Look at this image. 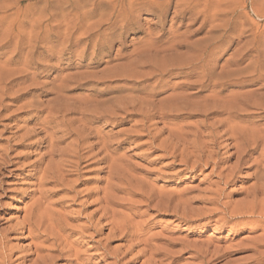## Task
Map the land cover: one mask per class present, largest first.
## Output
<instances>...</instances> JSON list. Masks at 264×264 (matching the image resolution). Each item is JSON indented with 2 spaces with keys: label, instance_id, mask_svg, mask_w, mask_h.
<instances>
[{
  "label": "rangeland",
  "instance_id": "374dc122",
  "mask_svg": "<svg viewBox=\"0 0 264 264\" xmlns=\"http://www.w3.org/2000/svg\"><path fill=\"white\" fill-rule=\"evenodd\" d=\"M167 1L0 0V264H31L29 260L34 257L29 254L34 240L22 224L39 207L42 211L48 208L56 228L62 226L65 230L64 243L76 245L73 251L56 258L54 264H142L145 260L142 257L134 261L139 249L135 248L119 255V263L115 262L116 252H123L128 243L113 236L109 215L101 201L109 183L108 180L106 183L107 171L101 169L104 164L97 162L102 155L90 159L89 165L82 168L78 176L66 177L61 184L43 180L42 170L47 162L43 159L48 149L43 143L44 134H37L35 119L39 115L41 120L46 113L40 115L39 110L59 101L78 105L87 97L97 102L118 97L122 98L128 112L135 113L137 99H145L147 94L154 93V100L159 101L169 95L170 91L161 92L159 87L163 83H159L156 76L137 79L140 73L150 71L149 68L137 69L138 51L146 42L153 40L160 45L180 34L187 43H195L205 38L212 25L221 22L201 28L202 18L198 19L195 13L198 9L188 11L180 6L179 0ZM226 1H231L238 11L236 14L245 13L263 28L264 17L254 18L251 5L264 9V0ZM87 41H90L89 47L85 46ZM245 41L222 46L215 57L217 73L232 69L222 67L233 59V53L240 50ZM261 46L264 50V39ZM185 51L181 47L176 54L182 55ZM247 64L246 60L241 67ZM116 71L126 78H120L119 82L108 80ZM174 73L170 85L176 87L182 79L176 75L178 71ZM191 80L196 81L197 77ZM63 82L67 84L63 93L66 100L53 102ZM230 90L238 91V88ZM73 117L67 116V119ZM140 119L129 116L117 127L107 118L98 119L93 135L110 138L121 131L136 135L123 142L118 150V154L125 155L135 176L145 180L159 194H181L189 201V208H220L201 201L213 179L211 167L181 172V166L173 164L161 149H149L148 137L137 138V121ZM195 120L190 118L185 122L190 124ZM164 123L166 119L147 121L152 135L158 137L155 145L166 137V133L159 134ZM109 140L114 141L113 138ZM253 172L254 168H249L237 174L235 182L225 191L222 203L231 202L233 207L241 200L246 189L254 183ZM163 194L160 195L165 197ZM117 197L128 198L123 194ZM131 199L137 208L132 211L136 214L134 222L145 229L149 227V234L158 235L156 245L169 244L162 247L170 253H181L172 255L177 259L174 264L196 261L190 258L194 252L185 249L187 243L209 241L215 247L229 248L262 233L235 220L225 224L216 222L224 217L218 212L183 222L171 211L153 208L157 199L149 207L139 197ZM50 244L51 241L45 247ZM250 255V252L236 253L229 259L241 260Z\"/></svg>",
  "mask_w": 264,
  "mask_h": 264
},
{
  "label": "bare ground",
  "instance_id": "6f19581e",
  "mask_svg": "<svg viewBox=\"0 0 264 264\" xmlns=\"http://www.w3.org/2000/svg\"><path fill=\"white\" fill-rule=\"evenodd\" d=\"M179 1L185 10L198 9L195 13L198 19L202 18L201 28L216 21L221 23L212 25L205 38L195 43H187L185 38L181 39L183 35L180 34L160 45L153 40L146 42L138 51L137 69L149 68L150 71L140 73L137 79L147 75L156 76L157 81L163 83L159 87L161 92L170 91V94L155 101L156 94L149 93L147 99H137V110L132 113L127 111L122 98L118 97L103 102L87 97L78 105L62 103L59 100H66L63 93L67 84L61 83L53 100L59 102L44 109L39 107L40 115L46 113L41 120L39 115L35 119L37 134H44L43 143L48 149L43 159H47V162L42 170V177L44 181L61 184L66 177L78 176L79 171L89 165L90 159L102 155L97 162L104 164L101 169L107 171L106 183L107 180L109 183L107 189L104 188V193L102 192L101 201L109 215L113 236L128 243L123 252H116L114 255L116 263H119V255L135 248L139 249L134 255V261L144 257L142 264H174L177 259L172 255L181 254L170 253L162 247L165 244L156 245L155 237L158 235L149 234V227L145 229L143 225L139 226L134 222L136 214L132 211L137 208L131 197H139L147 207L157 199L153 208L158 211H171L183 222L218 212L224 217L216 222L225 224L235 220L238 224L262 231L257 237L229 248L215 247L209 241L187 243L185 249L194 252L195 255L190 258L196 260L188 264H238L239 261L240 264H264V50L261 46L264 26L261 28L245 13L236 14L238 11L230 4L231 1ZM251 6L254 18L264 17V9ZM243 39L246 41L241 49L235 51L233 59L222 67L232 69L217 73L215 57L222 46L234 42L238 44ZM85 46L89 47L90 41ZM181 47L186 51L182 55L176 54ZM246 60L248 64L241 67ZM198 69L200 71L196 72ZM176 71L182 81L175 87L170 85V79ZM121 74L116 71L108 80L119 82L120 78L125 77ZM195 77L197 80L192 81ZM235 87L238 91L230 90ZM247 87L251 89H245ZM71 115L75 117L67 119ZM129 116L141 118L137 121V138L148 137L149 149H161L163 155L171 159L173 164L181 166V172L211 167L213 179L201 201L220 208H189V201L183 199L181 194L168 196L160 192L165 195L161 196L145 180L135 176L132 166L125 160V155L118 154V150L123 142L135 138L136 135L115 132L110 137L114 140L112 142L107 135H93L98 119L107 118L110 124L117 127ZM153 118L161 121L166 119L159 133H166V137L158 145H155L158 137L156 134V137L152 135L149 130L151 125H147V121ZM190 118L196 120L186 123L185 120ZM75 123L78 125L74 126ZM249 168H254V183L246 189L244 197L233 207L231 202L222 203L225 191L235 182L237 174ZM119 194L128 198H119ZM40 208L32 211L22 224L23 229L34 240L29 254L34 258L29 261L31 264H54L56 258L73 251L76 245L64 243L65 230L61 225L56 228L48 208V212L47 209L42 211ZM50 241L51 244L45 247ZM243 252H250L251 255L241 260L229 259L232 255Z\"/></svg>",
  "mask_w": 264,
  "mask_h": 264
}]
</instances>
